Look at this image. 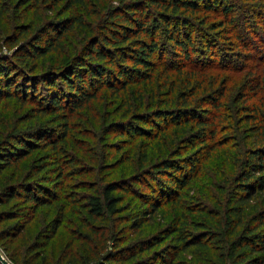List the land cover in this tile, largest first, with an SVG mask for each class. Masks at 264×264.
Instances as JSON below:
<instances>
[{
	"label": "trees",
	"instance_id": "obj_1",
	"mask_svg": "<svg viewBox=\"0 0 264 264\" xmlns=\"http://www.w3.org/2000/svg\"><path fill=\"white\" fill-rule=\"evenodd\" d=\"M0 2L1 13L10 15L13 23L6 42L10 46L18 45L10 56L0 54V106L14 99L22 109L25 105L29 107L0 133V175L10 168L18 169L17 164L26 157L34 160L28 170L29 179L20 178L16 185H7L0 194V204L21 199L28 208L23 214L28 216L29 211L51 207L54 201L63 198L67 170L73 168L68 162V149L63 145L72 129L69 119L81 114V121L88 123L83 120V111L97 117V102L112 101L110 97H113L112 105L120 100L118 104L126 107L123 116L131 117L119 125L117 133L120 140L126 138L132 143L123 152L127 160L136 164L132 183H139L140 189L148 192L136 193L140 204L136 210L127 212L124 219L116 216L123 208L121 184L109 182L98 188L99 193L87 194L82 206L89 221L100 223L113 217L115 222L120 220V230L126 226L133 236L120 241V236L112 232L107 240L114 243V248L99 256L96 246L101 243L105 248L106 244L101 234H97L99 240L88 247L89 255L81 256V262L71 256L64 264H264V124L251 129L252 132L246 130L252 145L244 148L246 156L239 162L237 171L220 181L211 180L216 193L207 194L205 200L193 184L200 178L201 161L212 156L217 146L230 141L221 136L226 130L222 122L229 117L222 97L232 75L227 70L239 66L233 53L224 44L220 46L210 30L222 27L231 31L237 45L245 49L246 61L240 65L264 68L260 67L264 66V0ZM243 5L247 6L246 15L241 12ZM100 8L105 12L97 19ZM216 12L221 16L209 22L207 19L215 17ZM195 18L205 25L208 23V30L198 23L193 25ZM93 21L99 24V31L90 34L88 42L69 57L67 65L57 71L48 70L49 74L41 79L46 86V99L38 95V80L33 77L38 65L50 53L68 54L62 50L65 38L77 28L92 29ZM191 28L200 30L197 44ZM160 30L170 43L169 46L166 43V48L165 41L156 35ZM164 49L171 54L167 59ZM171 72L178 73L177 77L184 75L176 80ZM18 75L24 80L19 81ZM162 76V82H157ZM58 78L64 85L61 89ZM249 83L253 95L262 99L264 77L260 75L252 85ZM29 91L35 104L30 101ZM164 93L169 104L164 100L163 106L151 112H136L146 102L150 107L161 102L159 98ZM206 103L211 110L204 106ZM246 109H251L252 116L250 113L238 116L240 110ZM231 111L234 112L230 118L232 129H237L241 122L253 124L252 118L264 123V111L255 102ZM51 115L57 121L56 126L49 124ZM188 123H192L195 131L187 130ZM186 131L187 136H180ZM141 136L149 137V141L137 143ZM168 140H176V146L170 147ZM181 142L188 144L179 149ZM118 147L120 151L125 146ZM188 149L201 151L202 160L192 152L187 153ZM174 209L179 211L170 215ZM15 213L0 211V222L15 217ZM57 213L49 224L47 241L54 237L64 219V207H58ZM27 223L26 219L16 225L14 233L22 232ZM148 226L154 231L147 232ZM29 252L26 250L25 254ZM14 254L13 258L8 257L11 264H38L39 259V264L45 263L44 256L37 252L29 257L25 255L26 259Z\"/></svg>",
	"mask_w": 264,
	"mask_h": 264
},
{
	"label": "rangeland",
	"instance_id": "obj_2",
	"mask_svg": "<svg viewBox=\"0 0 264 264\" xmlns=\"http://www.w3.org/2000/svg\"><path fill=\"white\" fill-rule=\"evenodd\" d=\"M254 3L258 4L259 2L256 1ZM245 7L247 6L243 5L241 7V12H244V15L248 14V10L245 9ZM98 10L100 13H98L96 17L97 19H99L100 14H104L105 12L102 8ZM216 13L217 15L215 14V17H212V15L207 20L212 22L213 20L218 19L221 15H219V12ZM11 20L12 18L10 15L7 16L0 11V54L3 57L10 56L13 53V50L18 46H10L8 42H6V39L12 30L13 23H10ZM96 21L91 23V26H93L92 29L91 27L86 29L77 28L72 35L65 38V46L62 50H65L69 55L62 52H55L50 53L47 59H45V62H42L43 64H40L41 60L38 61V64L40 65H38L37 69L33 72L34 79L38 80V95L44 96L43 98L46 99V86L41 79L45 77L46 74H49L48 70L57 71L60 67L62 68L64 65H67L66 63L69 62V57L78 53L84 42H86V40L88 42L90 34L96 32V29L97 32L99 31L100 27L99 24H97L98 21ZM195 23H198L203 29L208 30V23L205 25L197 18L193 19V25ZM214 23H216V21ZM192 29L193 28H191V34L197 44L201 39V36L199 35L200 30L195 31ZM210 31L213 32L212 36L220 46L224 44L225 48L231 54L233 53L232 56H234V59L238 62L239 66L235 69L233 68L234 70H227L228 72L232 71L229 72L232 75H230V77L228 76L230 80H227L228 85L222 97V101L224 102L223 108L227 109L226 115L229 117L228 120L226 119L222 122V124H226V130L222 131L221 136L230 139V141L221 147L217 146V148L212 151V156L210 155L211 157L209 156L206 160H202L204 154L201 151L187 150V153L192 152L191 154L197 155L199 159L202 160V167L199 171L200 178L198 179V183L194 182L193 184L196 185L195 190H197L198 194L205 196V200L208 199L207 194L216 193L215 187L210 185L211 180L220 181L228 178L231 174H234L237 171L239 162L241 163V160L246 156L244 148H250L252 145V139H248V131L252 132L251 129H255L259 124H264L263 122H257L252 118L253 124L241 122L237 129H232L230 118L231 115L234 116V112L231 111L233 108L252 105V103L255 102L264 111V97L259 100L256 95H253L251 86H248L249 81V85H252L257 77L260 75L264 77V68H254L255 66H258L255 64L249 67L247 65H240L246 61L245 49L237 45V40L234 39L231 31L229 32L222 27L215 31ZM162 34V30H160L156 35L159 39L165 41L163 47L166 48V43L168 46L170 43L162 37ZM175 51L177 50L175 49ZM163 53L164 59H167L171 55H169L168 51L165 49ZM19 67L20 66L18 65L17 68ZM197 69L202 70L199 68ZM24 73L29 74L27 71H24ZM15 74H18V71H16ZM171 74V77L176 80H180L183 77L182 75H184L183 73L180 77H177L176 75H178V73L171 72ZM16 77L19 81L24 80L21 75ZM162 80L163 76L162 78L159 77L157 82H162ZM57 81H59V88H63L62 86L64 85L61 83L62 81H60V78H58ZM28 82V84H32V82ZM157 89L158 88H156V90ZM61 92L63 93L62 90ZM28 93L29 96L32 97L30 91ZM196 94H198V96L203 95L199 92H196ZM258 95H261V93H258ZM129 97L134 101V96L132 94H130ZM110 98L112 101H109L110 99H105V103L103 100L97 102L98 106H96L99 107V115L97 117H91L89 116V111H83V120L89 121L88 123H83L81 121V114L73 115V117L69 119L72 124V129L70 131V136L63 145L68 149V156H70L68 162L73 164L71 166L73 168L67 170V176L64 182L65 187H63V192H65L63 198L60 197V199L54 201L51 207L45 206L40 207L35 212L29 211L28 216L23 214L26 211L28 212V208H25V204L21 199L8 205L4 203L0 204V211L8 210L16 212L15 214H17L15 217L4 219L0 222V251L10 263L12 262L8 257L13 258V255H15L14 253H17L16 256H19L20 259H26V256L29 257L32 253L36 252L40 256H44V264H64L71 256H74V259L78 258L79 262H81V256L90 254L88 247L90 245L93 246L99 240L97 234H101V240L102 242L105 240L106 244L105 248H102L101 243L96 246L97 251L100 253L99 256H103L105 251L114 248V243L111 240H107L112 232L120 236V241L122 238L123 240H126V238L131 235L133 236L132 230L126 228V226H124L125 229L120 230V220L115 222L113 217H109V219H105L100 223L91 222L83 213L82 204L85 203L87 194L99 193L98 188L105 186L109 182H117L122 186L120 192L124 195V199L121 201L123 208L118 214H116L119 219H124L127 216V212L130 213L136 210L138 204H140V199L136 193L143 192L140 189L139 183H132L133 178H135L134 175L137 173V169L134 168L136 164L133 163L132 160H127L123 153L127 150V147H131L132 143H129L126 138L120 140V136L117 133L121 128L119 125L122 122H128L131 117L130 115L123 116L122 112L126 107L125 105H122V103L118 104L120 100L112 105L114 98ZM168 98V95L164 93L159 98L161 102H157L153 107H150L146 102L142 108H136L135 110L139 114H146L149 111L151 112L153 108L163 106V101L168 100ZM30 101H32L33 104L36 103L33 97ZM167 103H170L169 100ZM208 104L209 103H206L204 106H207V108L211 110L212 107ZM173 106L176 107L175 104H173ZM28 108V105H25L22 109L20 103L14 99L1 105L0 120L2 125H0V133H4V131L11 127L12 124L17 121L18 115L21 114L24 109ZM116 108H119V111H117ZM247 113H250L252 116L251 109L240 110L238 116H244L247 115ZM252 119L250 122H252ZM50 122V126H56L57 121L54 115L53 117L52 115L50 116ZM20 123H22V121H20ZM25 124L27 123H24V125ZM185 126L189 128L187 129L189 132L195 131L194 127H192V123H188ZM188 131H186V133H181L182 135L180 136H187ZM180 136L176 139H179ZM136 141L137 143L148 142L149 137L141 136ZM168 141L170 147L176 146V140L175 142H173V140ZM123 144L125 147L119 151L118 146ZM187 144L188 142H181L177 148L183 149ZM225 148L227 149L226 152ZM189 156L190 155H187V157ZM33 161L32 157H26L17 164L18 169L14 170L13 168H10L6 173L0 175V194L3 193V189L7 185H16L20 178H23V180L29 179L28 174L31 172H28V170L31 164H33ZM145 170L148 169H144V171ZM146 192H148L147 189H145L143 193ZM62 206L64 207V219L54 237L47 241L49 224L53 218H56L58 214L57 208ZM171 211L170 215H175L179 209ZM26 219L28 223L24 230L22 232L19 231L18 233H14L16 225L25 222ZM116 224H118V226H116ZM153 231L154 228L148 226L147 232L150 233ZM10 234H17V236L15 237ZM38 245L41 247H36ZM43 245H45V247H43L44 249L42 248ZM26 250H29L30 252L25 254ZM15 258L17 257L14 256V259ZM37 262L39 264L40 259Z\"/></svg>",
	"mask_w": 264,
	"mask_h": 264
},
{
	"label": "water",
	"instance_id": "obj_3",
	"mask_svg": "<svg viewBox=\"0 0 264 264\" xmlns=\"http://www.w3.org/2000/svg\"><path fill=\"white\" fill-rule=\"evenodd\" d=\"M0 261L3 263V264H11L7 258L1 253L0 251Z\"/></svg>",
	"mask_w": 264,
	"mask_h": 264
}]
</instances>
